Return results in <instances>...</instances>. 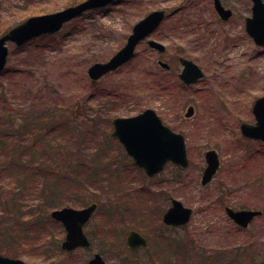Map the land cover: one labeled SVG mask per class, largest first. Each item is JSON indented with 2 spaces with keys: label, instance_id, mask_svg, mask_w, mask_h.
<instances>
[{
  "label": "rangeland",
  "instance_id": "374dc122",
  "mask_svg": "<svg viewBox=\"0 0 264 264\" xmlns=\"http://www.w3.org/2000/svg\"><path fill=\"white\" fill-rule=\"evenodd\" d=\"M78 1L83 0H0V29ZM183 1L186 5L185 0H117L73 19L55 35L21 47L8 44L7 62L0 74V121L30 107L55 108L79 120L85 113L95 119L101 102L117 100L111 119L153 109L164 125L184 135L189 163L185 168L168 163L161 173L148 178L131 164L117 141L107 136L102 157L107 168L96 170L97 180L88 181V173L94 170L91 164L89 172L78 171L77 182L69 187L61 180L54 181L53 195L38 194L41 186L15 190L21 194L15 225L10 214L14 211L0 208V228L7 230L6 237L0 238V248L5 251L1 254L26 264H85L92 252L98 251L107 264H175L171 262L177 242L187 248L191 262H196L198 255L217 258L220 253L230 264L235 256L239 260L248 255L264 264V143L241 140L239 130L242 121L254 124L251 107L264 95V49L244 30L245 17L251 15L250 0H237L236 17L224 24L217 23L210 0L196 1L194 7L187 1L189 10L172 13L150 36L165 45L162 56L173 67V75L181 70L176 62L179 56L191 58L204 71V77L187 88H180L172 75L177 82L175 96L155 89L161 84L158 79L170 78V71L158 68L159 55L146 43L138 45L130 63L94 86L87 76L91 64L106 61L123 46L137 20L153 10L180 7ZM89 104L90 110L81 109ZM188 105L194 107V114L185 118ZM110 132L111 125L105 135ZM13 139L2 140L6 146L0 148V166L12 155ZM75 147L71 149L76 150L74 157L85 158L81 154L86 148ZM210 149L218 152L221 163L216 176L204 186L200 182L204 153ZM91 150H87L89 155ZM8 174L15 179L14 173ZM170 178H175L176 184ZM10 180L9 176L0 180L6 186L1 193L14 194V183L6 185ZM172 199L191 208L192 216L185 226L171 229L163 227L159 215ZM93 201L99 206L85 228L93 242L91 251H63V227L49 213ZM226 206L261 210L262 214L240 228L226 216ZM130 230L147 240L136 252L125 246ZM245 250L247 256L241 253ZM182 261L176 260V264L187 263Z\"/></svg>",
  "mask_w": 264,
  "mask_h": 264
},
{
  "label": "water",
  "instance_id": "95a60500",
  "mask_svg": "<svg viewBox=\"0 0 264 264\" xmlns=\"http://www.w3.org/2000/svg\"><path fill=\"white\" fill-rule=\"evenodd\" d=\"M114 0H85L77 5L67 7L63 10L40 16L27 18L24 22L12 27L0 36V72L3 70L8 55L7 43L21 46L27 41L41 35L57 32L62 25L74 17L80 16L86 11L96 10L111 4ZM252 17L246 19V32L255 44L264 47V3L262 0H252ZM215 9L223 20L230 17V12L215 1ZM165 15L164 10H155L136 22L131 34L122 48H120L108 61L94 63L87 74L90 79L98 80L103 75L114 71L128 62L135 52L137 44L158 27ZM148 45L158 51H163L162 44L148 41ZM183 70L179 75L184 83L191 84L202 77L201 70L191 61L180 59ZM162 67H167L161 63ZM193 108L189 107L185 116L190 117ZM254 124L241 123L242 136L255 141L264 142V96L255 100L252 106ZM113 131L111 137L117 139L132 157L133 164L141 168L146 175L153 176L159 172L167 161L186 167L188 159L184 137L175 133L162 124L154 110L146 109L142 113L127 118H115L113 120ZM206 168L203 171L201 183L205 185L216 173L219 167V159L215 150L205 153ZM96 204H90L83 209L64 207L51 212V217L61 222L65 228L66 235L62 242V248L70 251L77 247L89 245L82 227L90 219ZM226 214L237 225L245 228L255 217L261 214L257 210H232L225 209ZM191 215L189 208L177 201H172V206L163 215V222L167 225L179 226L186 224ZM126 243L130 249L145 246V239L136 231L129 232ZM0 264H26L19 259H11L0 255ZM87 264H104L99 255H95Z\"/></svg>",
  "mask_w": 264,
  "mask_h": 264
},
{
  "label": "trees",
  "instance_id": "16d2710c",
  "mask_svg": "<svg viewBox=\"0 0 264 264\" xmlns=\"http://www.w3.org/2000/svg\"><path fill=\"white\" fill-rule=\"evenodd\" d=\"M7 29L5 28L4 31ZM1 30L0 33L4 32ZM47 37H41V39ZM158 80L161 84H156L157 88L155 89L157 91L166 92L170 96L173 92L172 95L175 96V92L177 91L176 81L171 80V78ZM90 84L91 86L95 85V83ZM178 86L181 88L182 84L179 83ZM116 101L106 100L101 102L99 106L101 107L100 110L98 108L95 109L98 112L95 114V119H90L85 113L83 114L86 117H83L82 114L79 120L78 116L69 112H59L55 108L30 107L24 111H19L16 117L5 116L6 119L3 118L0 121V148L2 145L4 147L6 146V143L4 141L2 142V140L14 138V145L11 148L12 155L8 163L0 166V180L5 176H9L11 180L6 185L12 186L14 183L12 186L14 188V194H9L10 191L6 194L0 192V200H3V202H0V208L4 212H10L6 208L14 211V213L10 212L12 222H15L13 225L17 221L16 216H18V207L21 199V194L15 193V190L20 191L19 189L27 188L30 191L31 187L41 186L37 193L44 196V191L50 193L55 185L54 181L61 180L66 187H69L71 182L73 184L76 183L78 171L84 170V172H89L91 164L94 170L88 173L89 182H93L95 179L97 180L95 177L97 169L98 172L103 168L106 170L107 164L103 162L102 157L106 150L104 145H107L109 139L107 137L108 135H105V132L110 127V114L114 106L118 105ZM90 105H82L81 109L88 111L91 108ZM98 116H102L103 119L100 120L97 118ZM78 123L80 126H78ZM83 140L85 141L83 142ZM88 145H92L91 148L94 146L93 150L89 148L93 152L90 155L87 152L89 149L86 148ZM75 146L78 149L79 147L82 149L86 148L81 154L85 158L77 159L74 157L77 155L76 150L71 151V149ZM8 173H14L15 179L13 180V177ZM5 187L4 182L1 183L0 181V190L5 189ZM50 194L53 195L52 193ZM18 197L19 203L17 202ZM6 232L7 230L0 228V238L6 237ZM9 244L12 247L14 242L10 239ZM180 246L176 242L175 248L177 251L172 253L175 256L172 257L173 261L171 263L176 264V260H183L182 263L187 262L186 264H230L229 260H222L223 257L220 253H217V258L198 255L200 257L197 256L196 262H191L186 252L187 248H184L185 251ZM239 249L241 250L243 248ZM4 252L3 248H0V253ZM241 253H244V256L248 255L246 250ZM15 254L9 252L8 255L15 256ZM233 262L234 264H259L256 261H252V255H248L246 258L239 260L235 256L234 259H231V263Z\"/></svg>",
  "mask_w": 264,
  "mask_h": 264
},
{
  "label": "flooded vegetation",
  "instance_id": "af4514ba",
  "mask_svg": "<svg viewBox=\"0 0 264 264\" xmlns=\"http://www.w3.org/2000/svg\"><path fill=\"white\" fill-rule=\"evenodd\" d=\"M194 2H192V0H189V2L191 3V6H195V3H196V1H199V0H193ZM211 1V6H212V8H211V10H212V14L217 18V23H228V22H230L232 19H234L235 17H236V14H237V12L235 11V9L236 8H239V5H238V1L237 0H219L220 1V5L226 10H229L230 12H231V16L228 18V20H226V21H222L223 19L220 17V15L215 11V8H214V2H215V0H210ZM246 18V17H245ZM165 52H166V49L164 50V52L163 53H157L158 55H159V57H158V60L159 59H163L164 57L162 56V55H164L165 54ZM160 57H162V58H160ZM180 57V56H179ZM179 57L176 59V62H178V59H179ZM164 60V59H163ZM170 71V74H172L173 75V71H174V69H173V67H171V65H168V69H167V71ZM181 71V70H180ZM174 76H176L175 78L177 79V80H179L178 78H179V72L178 73H176ZM179 82H181V81H179ZM181 88H187V86H184V85H182V87ZM165 168V167H164ZM164 170V169H163ZM162 170V171H163ZM161 171V172H162ZM160 172V173H161ZM159 174V173H158ZM157 174V175H158ZM171 179V183H174V184H176V180H175V178H170ZM159 183H160V181H159ZM174 187V186H173ZM98 206L99 205H97V208H98ZM96 208V209H97ZM96 209H95V211H96ZM95 211L93 212V214L95 213ZM165 212V211H164ZM163 212V213H164ZM163 213H161V215H159V220L161 219V221H162V215H163ZM89 224V223H88ZM87 224V225H88ZM87 225H85L84 226V233L86 234V236L88 237V239H89V241H90V244H89V246L87 247V248H81V247H78V248H76V250H74V251H72V253L73 252H75V251H77V250H87V251H91L90 249H91V247H92V245H93V242H92V239L90 240V238H89V236L87 235V233H86V230H85V228H86V226ZM163 227H167V228H174V227H169V226H165V225H163ZM105 247H107V244H105ZM93 249V248H92ZM95 255H100V257L103 259V255L100 253V252H98V251H93L92 252V254H91V256H90V258L89 259H87L86 260V262H85V264H87V262H89L92 258H94L95 257ZM104 260V259H103ZM105 261V260H104ZM105 263H106V261H105ZM107 264V263H106Z\"/></svg>",
  "mask_w": 264,
  "mask_h": 264
}]
</instances>
